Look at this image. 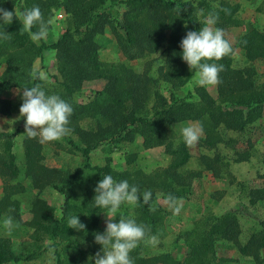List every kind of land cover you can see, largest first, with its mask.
I'll use <instances>...</instances> for the list:
<instances>
[{
	"label": "trees",
	"instance_id": "trees-1",
	"mask_svg": "<svg viewBox=\"0 0 264 264\" xmlns=\"http://www.w3.org/2000/svg\"><path fill=\"white\" fill-rule=\"evenodd\" d=\"M16 4L21 6V10L38 5L45 21H50L55 12L62 11L67 28L55 43L47 45L41 39L35 47L30 40V34L23 30L17 19L14 18L10 25H4L3 30L11 33V39L7 40L6 45H0V56L7 55V67L4 75L0 77L1 114L10 113L11 103L1 99L7 90L22 91L26 87L41 83V79L33 78L31 67L34 59L41 57L44 51L52 50L56 54V69L61 80L55 79L61 88L59 96L64 100L68 101L86 81L104 79L105 86L94 95L97 99L95 97L89 104H71L73 113L69 127L71 122L85 119L92 121L87 131L75 128L72 130V133L80 136L78 144L67 139V135L62 137L83 158L82 169L94 175L91 188L87 192L90 204L79 205L73 199L79 184V170L76 169L67 176L62 171L39 165L34 151L36 142L26 139L24 147L28 161L27 174L32 178L33 187L38 190L53 188L63 197V205L60 218L55 219L53 209L36 200L33 206L42 213L37 221L31 223L34 227L32 237L35 242L47 240L49 244L43 251L19 256L9 249L6 240L0 238V264L30 263L47 251L53 252L55 264H78L65 261L63 246L71 244L70 237L75 234V229L68 228L67 221L70 216L78 215L79 220L86 225L84 231H79L82 234H88L96 228V216L102 209L97 208L91 199L95 195L94 189L98 181L106 174L117 181L127 180L130 185L135 183L138 188L148 187L152 192H163L166 198L171 194L178 199L190 200L196 195L193 183L199 185L202 172H209L214 178L222 179L224 167L230 160L235 164L249 160L252 147L250 140L246 143L247 148L243 150L232 148L233 154L229 161H224L225 157L219 154H202L198 160L199 170H188L191 159L189 146L183 136H176L170 130L171 125L195 121L203 128L199 146L207 152L217 151L220 146H229L234 142V138L228 137L227 133L244 134L250 124L261 117L264 84H256L251 68L236 69L233 66V50L221 60L211 61L224 66L219 74L220 82L216 85L217 99L212 98L204 87H197L194 90L196 102L188 100L192 97L191 94L188 98L168 101L158 94L157 81L148 72L137 74L122 64L103 72L98 62V44L95 37L109 28L116 35L118 48L127 60L144 59L162 50L165 60L164 66L158 69L160 79L172 91L170 94H177L197 71H188L181 65L180 41L186 34L185 27L192 31L200 28L196 10L190 1L180 4L173 0H0V7L7 6L9 11ZM120 5L125 9L120 19L123 37L114 28L117 21L113 11ZM221 9L230 11L225 13ZM211 12L219 14L218 20L222 22L223 28L237 27L239 24L234 9L229 6L221 4ZM50 29L51 23L48 25V30ZM36 30L33 27L32 31ZM240 44L249 61L259 60L264 64V22L261 30L254 29L244 34ZM16 134H0V143L3 145L0 176L15 178L18 174L11 153ZM135 136L144 139L145 149L164 147L165 153L170 156L168 166L148 176L142 175L146 176L144 183H137V175L131 180L132 176L128 172L116 173L108 165L102 168L91 166V153L104 142L113 143L124 138L133 140ZM153 200L154 197H151L149 203ZM250 202L255 203L251 200ZM149 203L145 204L141 200L135 205L140 211H145ZM259 227L258 232L248 242L242 243L238 220L227 214L209 233L232 243L241 256L257 258L262 254L264 259V223H260ZM199 251L200 248L190 255L192 260L198 258Z\"/></svg>",
	"mask_w": 264,
	"mask_h": 264
},
{
	"label": "rangeland",
	"instance_id": "rangeland-1",
	"mask_svg": "<svg viewBox=\"0 0 264 264\" xmlns=\"http://www.w3.org/2000/svg\"><path fill=\"white\" fill-rule=\"evenodd\" d=\"M173 1H178L180 4L190 1L196 10L200 27L204 26V17L199 14L200 9H203L207 14L211 10L219 8L221 4L233 8L238 19V26L223 28L221 27L222 22L218 20L216 27L224 30L225 38L231 44L233 66L236 69L251 68L256 84L258 86L264 84V64L259 60L249 61L246 51L240 44V39L244 34L254 29L261 30L264 22L263 0ZM5 7L3 8L8 10V7ZM14 8L21 10V6L18 4ZM124 10V7L120 5L113 11V16L117 21L114 28L116 33L122 37L124 32L121 29L120 19ZM50 21L51 29L47 31V36L44 38L47 45L55 43L67 28L65 15L62 11L55 12ZM2 27L4 28L0 25V28ZM187 31L192 30L185 27V32ZM30 40L35 44V47L39 45L31 38ZM116 40V35L109 28H106L102 35L95 37L98 44V62L103 72L121 64L130 67L137 74L148 72V75L157 81L156 89L162 98L173 102L180 98H188V95L191 94L192 97H189L188 100L190 102L197 101L194 90L201 86L196 82L198 79L196 72L177 94H170L172 91L161 81L158 72V69L164 66L163 51L159 50L156 54L149 55L144 59L130 61L121 54ZM7 43V40L0 39V45L4 46ZM6 58L7 55L0 56V77L4 75L7 67ZM181 65L188 71L193 70L189 69L183 60ZM56 68V54L52 50L44 51L41 57L35 58L32 63V73H43L46 76L45 79H41L39 86L48 94L59 95L58 92L61 90L55 79L61 80ZM104 86V79L86 81L68 101L75 106L89 104L96 97L94 95L102 91ZM204 88L212 98L217 99L216 85L204 86ZM21 97L22 91L18 89L7 90L1 97L11 103V109L8 115L0 113V134L17 133L13 139L11 153L18 174L15 178L0 176V238L8 242L9 249L14 254L27 256L34 251H43L49 244L47 240L35 242L32 237L34 227L31 223L37 221L42 213L41 210L38 212L34 208L35 201L40 200L51 207L54 218L59 219L64 199L51 187L40 190L33 187L32 178L27 174L28 161L25 157L24 147L26 139L36 142L37 147L34 151L39 165L62 171L67 176L74 170H79V184L73 196L75 203L90 204L87 192L91 188L94 175L82 169L84 160L69 147L68 140L61 138L56 141L42 142L39 137L29 138L24 133V118L19 113ZM192 124H197V122L183 121L171 125L170 130L180 137L182 129ZM91 125L92 121L89 119L71 122V133L66 136L67 139L77 142L80 136L72 133V130L75 128V130L87 131ZM246 130L247 132L240 135L227 133L228 137L234 138V142L229 146H220L217 151L207 152L199 146V142L194 146H189L191 159L187 169L195 171L199 170L198 160L202 154L211 156L214 153L219 154L225 157L224 161H229L233 154L232 148L243 150L247 148L248 140L252 145L249 160L236 164L230 160L224 167L222 179L214 178L209 172H202L199 185L196 182L193 183L195 197L190 200L179 199L181 210L178 214L170 209L163 192L155 190L152 192L148 187L139 188L141 193L149 191L152 194L151 197H154L147 210L140 211L133 204L121 205L116 213L117 219L121 216L133 218L137 223L145 225L150 235L158 237L156 245L141 241L138 247L130 253L134 264H264L262 254L257 258L241 256L232 243L211 236L209 233L213 226L222 222L227 214H231L238 220L241 242L246 243L258 232L259 224L264 223V106L261 117L250 124ZM202 136L203 134L200 139ZM143 143L144 139L140 136H135L133 140L124 138L113 143L104 142L91 153L90 164L98 168L108 165L116 173L128 172L132 176L131 180L137 175V183H144L146 176L168 166L170 156L165 153L164 147L145 149ZM2 151L1 142L0 158ZM133 184L135 185V183ZM91 200L93 203V199ZM250 200L255 203H251ZM150 208H154L155 211H150ZM9 209L12 211L9 212ZM106 214L112 215L109 209L98 211L97 226L90 233L82 234L74 230L75 234L70 237L72 243L67 244L66 247L63 246L66 262L94 264L93 258L101 250V246L94 241V233H102L105 230ZM5 215H12L17 225L11 231L3 225ZM198 248H200L199 256L192 260L191 256ZM25 264H55V256L52 251H47L40 258Z\"/></svg>",
	"mask_w": 264,
	"mask_h": 264
},
{
	"label": "clouds",
	"instance_id": "clouds-1",
	"mask_svg": "<svg viewBox=\"0 0 264 264\" xmlns=\"http://www.w3.org/2000/svg\"><path fill=\"white\" fill-rule=\"evenodd\" d=\"M228 13L229 9H221ZM199 14L204 17V26L199 30L187 31L180 41L181 58L187 63L189 69H196L197 84L201 87L217 85L220 82L219 74L224 66L217 62L229 55L232 51L230 42L225 38L222 28L216 27L219 19L217 12L205 14L203 9ZM17 19L25 32L30 34L33 41L46 38L48 25L51 21H45L43 13L38 5L26 7L23 10L13 9L9 11L0 7V21L2 26L10 25L13 19ZM36 27L35 32L32 31ZM0 39L10 40L11 33L0 28ZM33 78L45 79L41 73ZM22 103L19 107L20 116L24 118V133L29 138L39 137L42 142H51L61 139L71 133L70 117L73 108L69 102L57 94L46 93L39 85L26 87L22 90ZM203 132L202 125L192 124L182 129V136L188 146H194L199 142ZM93 197L95 206L99 209H109L112 215L106 214L105 230L94 233L95 243L101 246V250L94 256V264H134L130 253L138 247L141 241L151 245L158 243V237L150 235L145 225L137 223L133 218L121 216L116 218V213L122 204H137L141 200L147 204L151 199V192L141 193L135 185H130L127 180H115L111 175H104L98 181ZM170 209L178 214L181 210L180 201L171 194L167 197ZM12 210L9 209V212ZM150 211H155L150 208ZM68 228L76 231H84L83 224L78 215L68 218ZM3 225L11 231L17 225L12 215H5Z\"/></svg>",
	"mask_w": 264,
	"mask_h": 264
},
{
	"label": "crops",
	"instance_id": "crops-1",
	"mask_svg": "<svg viewBox=\"0 0 264 264\" xmlns=\"http://www.w3.org/2000/svg\"><path fill=\"white\" fill-rule=\"evenodd\" d=\"M51 26H52V24H51ZM53 44V43H52ZM50 45V44H49Z\"/></svg>",
	"mask_w": 264,
	"mask_h": 264
}]
</instances>
